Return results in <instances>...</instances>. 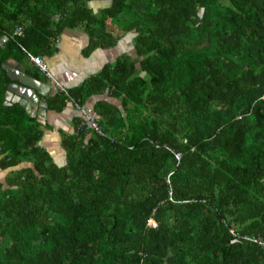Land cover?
<instances>
[{"label":"trees","instance_id":"obj_1","mask_svg":"<svg viewBox=\"0 0 264 264\" xmlns=\"http://www.w3.org/2000/svg\"><path fill=\"white\" fill-rule=\"evenodd\" d=\"M76 29L129 51L59 89L29 54ZM1 37L0 264H264V0H0ZM9 58L77 110L62 161Z\"/></svg>","mask_w":264,"mask_h":264},{"label":"crops","instance_id":"obj_2","mask_svg":"<svg viewBox=\"0 0 264 264\" xmlns=\"http://www.w3.org/2000/svg\"><path fill=\"white\" fill-rule=\"evenodd\" d=\"M63 35L65 36L64 42H62V43H60V41L57 42V47L55 50V53H57V55L54 58H52V60H51V57L48 58L51 61L48 59H46V61L51 66V69L56 74V76H58L59 78H62L63 80L66 79L69 82V83L68 82L66 83L68 85L76 84V81L79 80L78 74H80V72L84 71V69H89V68L94 67L95 69L93 71H97L98 69H100V67L104 63H106L108 60H111L113 58V56H115V53H117L114 48H113V50L97 49V50L93 51L89 56L85 57L81 53V50L85 45L84 35H82V33H77V32L74 33L71 31L70 32L64 31ZM1 38H3L4 41L6 40L5 37H1ZM1 38H0V40H1ZM4 41L0 44H3ZM64 43H65L66 47H67V44H69V46L75 45L76 48L73 50L75 51L77 49V52H76L77 54L74 55L73 59L68 57L67 55H65V51L63 52L64 48H62V47L64 46ZM68 51L71 53V48H69ZM9 60L12 61L13 63H15L19 69H22L25 71V69H24L25 66H23V64L17 63L13 58L12 59L9 58ZM72 64H73V66H72ZM82 79L83 78H81L80 80H82ZM44 83H45V85H46V83L49 85V87H50L49 91H50L52 89V85L48 81L44 82ZM49 91H48V89H46V87H43L42 93L39 94V96L41 95L40 100L45 101L44 97ZM12 95L14 96V99H18L19 95L16 92H14ZM5 100H6V98H5ZM11 102H12V100H11ZM27 102H29V101H27ZM39 108H40V105L34 103L33 107H31V109L27 112H29L31 115H37V118L42 123H45V121L47 120L50 124L53 125L52 126L53 129L55 128L54 130L53 129L52 130L45 129L43 139H42V141L44 143L45 142H46V144H47V142L52 143L53 140L51 141V138H56L57 141H55V142H59L60 130H62V131L66 130L69 132L72 131V120H73V116L76 114V112L70 113V110H69L68 113L61 114L62 112H59L58 115L55 116V115H53V111L47 110V105H46V107H44V110H42V108L41 109H39ZM70 115H72V116H71L70 121L68 122L67 118ZM51 121H54V122H51ZM54 123H56V124L54 125ZM48 135H50V137Z\"/></svg>","mask_w":264,"mask_h":264},{"label":"water","instance_id":"obj_3","mask_svg":"<svg viewBox=\"0 0 264 264\" xmlns=\"http://www.w3.org/2000/svg\"><path fill=\"white\" fill-rule=\"evenodd\" d=\"M3 41L4 39L1 38L0 43ZM2 67L6 70V73L10 78L6 88L5 103H10L11 100L12 102H19L22 106H25L26 111H29L35 103L40 105L39 109L42 108V110H44V107H46L47 104L45 101L40 100L39 94L42 93L43 87H46L49 91V85L47 83L45 85L44 82L27 74L24 70L19 69L16 64L9 59L2 63ZM14 92L20 96H18V99H14V96L12 95Z\"/></svg>","mask_w":264,"mask_h":264},{"label":"rangeland","instance_id":"obj_4","mask_svg":"<svg viewBox=\"0 0 264 264\" xmlns=\"http://www.w3.org/2000/svg\"><path fill=\"white\" fill-rule=\"evenodd\" d=\"M105 3L104 2H99V1H94V2H92L91 3V5L97 10L99 7H101V6H103ZM124 17H127V20H130V18H132V15H130V14H128V15H126V14H124ZM115 24L117 25V27L119 26L120 28H121V26H122V24H124V22H120V21H116L115 22ZM67 30V29H66ZM121 29H119V28H117L115 31H116V33H118V34H120L121 33V31H120ZM68 32H70V31H68ZM71 32H77V33H79V31L76 29V30H71ZM64 33V32H63ZM63 33L59 36V39H58V41H60V43H62V42H64V40H65V36L63 35ZM63 35V36H62ZM69 43V42H68ZM67 44V43H66ZM118 44L119 45H117L116 47H114V49H115V51L116 52H121V51H123V50H128V44H129V37L127 36V35H121V38L119 39V41H118ZM62 48H64V50H63V52L65 51V55H67L68 57H70V58H74V55H76L77 53V49L74 51L73 49H75L76 47H75V45H73V46H69V44H67V47H66V45H65V43H64V46L62 47ZM69 48H71V53L68 51V49ZM57 55V53H55L52 57H51V60H52V58H54L55 56ZM44 60V62H45V64H46V66L48 67V69H49V71L51 72V74L55 77V78H59L58 76H56V74L53 72V70L51 69V66L49 65V63L47 62V61H45V59H43ZM48 60H50V59H48ZM50 60V61H51ZM112 60V59H111ZM76 61V60H75ZM109 61V60H108ZM72 66H73V64H72ZM95 68L93 67V68H89V69H84V71H82V72H80V74H78V77H79V80L78 81H76V83H78V82H80L81 80V78H84V77H86V75L87 76H89L91 73H93V72H95V71H93ZM88 73V74H87ZM59 81H61L62 83H63V85H64V83H67L68 81L66 80V79H62V78H59L58 79ZM69 83V82H68ZM69 110H70V113H75V109H74V107L72 106V104L71 103H69L68 102V104L66 105V107L64 108V110L62 111V113L61 114H63V113H68L69 112ZM88 110V109H87ZM76 112H77V110H76ZM93 116L97 119V117H98V115H97V113H95L94 111H93ZM53 115H55V116H57L58 115V113L57 112H54L53 111ZM71 116L72 115H70V116H68V118H67V121L69 122L70 121V119H71ZM87 118V117H86ZM51 122H54V121H51ZM56 123H54V125H55ZM55 129V128H54ZM53 129V130H54ZM64 130V129H63ZM64 131H66V130H64ZM66 132H69V131H66ZM49 137H50V135H48ZM47 136V137H48ZM59 139H60V137H59ZM53 140V141H52ZM50 141V140H49ZM51 141H52V143H49V142H47V145H48V148H49V150H51V151H53V154H54V157L56 158V160L57 161H62V156H63V152H62V149L60 148V146H59V142H55V141H57L56 140V138H51ZM46 143V142H45Z\"/></svg>","mask_w":264,"mask_h":264},{"label":"built area","instance_id":"obj_5","mask_svg":"<svg viewBox=\"0 0 264 264\" xmlns=\"http://www.w3.org/2000/svg\"><path fill=\"white\" fill-rule=\"evenodd\" d=\"M22 30H23V26L22 25H17L14 29V34H21L22 33ZM29 58L30 60L35 63L37 66L40 67V69L46 74V76L49 78V80H52L54 82V84L56 85L57 88L59 89H64L63 87V83L59 80H57L52 74L51 72L49 71L48 67L46 66L43 58L41 56H37V55H33V54H29ZM83 112H85V110H83ZM87 119H89V121H91L92 123V126L94 127H97L96 123L91 120V117L89 115H86ZM175 157L177 159L180 158V154L177 152L175 153Z\"/></svg>","mask_w":264,"mask_h":264},{"label":"clouds","instance_id":"obj_6","mask_svg":"<svg viewBox=\"0 0 264 264\" xmlns=\"http://www.w3.org/2000/svg\"><path fill=\"white\" fill-rule=\"evenodd\" d=\"M117 45H119V44H117ZM117 53H119V52H117ZM95 122H96V120H95ZM97 125V124H96ZM98 126V125H97Z\"/></svg>","mask_w":264,"mask_h":264},{"label":"flooded vegetation","instance_id":"obj_7","mask_svg":"<svg viewBox=\"0 0 264 264\" xmlns=\"http://www.w3.org/2000/svg\"><path fill=\"white\" fill-rule=\"evenodd\" d=\"M128 51H129V49H128ZM116 55V54H115Z\"/></svg>","mask_w":264,"mask_h":264}]
</instances>
